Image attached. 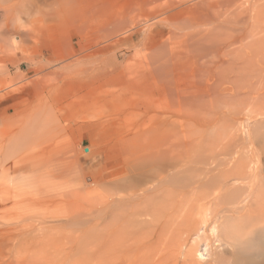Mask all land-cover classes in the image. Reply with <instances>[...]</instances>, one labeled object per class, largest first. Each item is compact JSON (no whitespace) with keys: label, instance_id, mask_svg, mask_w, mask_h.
I'll return each instance as SVG.
<instances>
[{"label":"bare ground","instance_id":"6f19581e","mask_svg":"<svg viewBox=\"0 0 264 264\" xmlns=\"http://www.w3.org/2000/svg\"><path fill=\"white\" fill-rule=\"evenodd\" d=\"M84 61L132 118L87 213ZM0 264H264V0H0Z\"/></svg>","mask_w":264,"mask_h":264},{"label":"rangeland","instance_id":"374dc122","mask_svg":"<svg viewBox=\"0 0 264 264\" xmlns=\"http://www.w3.org/2000/svg\"><path fill=\"white\" fill-rule=\"evenodd\" d=\"M86 43H87L86 45L85 43H83V46L85 47V51H84L85 53L83 55H88V52L92 45V41H88ZM45 55H46L45 59L48 60L50 58V52H47ZM118 55L119 56L125 55V57H127V56H131L132 53L120 52L118 53ZM94 59L97 60L98 57H95ZM89 64L88 63L86 64V61L83 62V68L86 67L85 70L83 71V80L81 81L77 80L75 82H72L73 84L72 83L71 84L73 86L68 84V87H66L67 89L64 87V90L59 92L58 94V98L56 100L54 107L56 108L55 112L57 115H59L62 118V126L64 127V129L65 128L67 129L61 132V131H57L55 128L52 127L47 131V133L51 131L49 134L45 132L46 134L39 136L44 141L45 138L47 139L48 136H50V134L51 135L55 134L56 136V134L59 132L56 138L61 139L62 137L66 138L65 136H67V138L69 139L67 140L66 138L68 143L66 142V144L63 145L62 147L60 146V148H74L73 150H75L78 153L79 168L81 169L80 173L81 175L84 176L83 184L84 183L85 185L87 184V186L83 185V212L86 213L89 210H91L90 209L91 207L88 208V206L90 205L85 206V204L87 205L89 203L92 205V203H94L96 207H98L97 204L100 203V200H102L104 196V194L102 193L103 192L105 193L106 190L108 189L106 188V190L104 191L105 188H103V186L102 187L99 186V183L101 184L100 180L102 178H104L105 181L111 180L112 173L114 172V168L115 170H117L116 167L120 166L119 157H117L118 153L116 154V151L118 149L114 150L113 148L114 147L119 148L121 146L118 145L120 144L122 138H124L122 135L123 130L121 128L125 124L127 125L129 120H132V118L128 116V111L126 110L121 111V109L118 108V106L113 103H112L113 105L112 104L108 105L106 103L107 98L105 97V93H104L106 89H103L102 87L100 88V86H98L99 84L90 78L92 76L93 69H97L98 68L97 66H99V64H97V66L94 65V67H91V65ZM88 65L90 67H87ZM24 69L25 68L23 66L22 71ZM89 70L92 71L89 72ZM13 72L14 71L12 70V73ZM107 89L115 90L116 87H110ZM55 136L53 137L54 139H56ZM40 138H39V142H42L40 141L41 140ZM47 140H51V138L49 137ZM115 144L118 146H115ZM102 172L105 173L102 174ZM92 178L96 183L93 182ZM97 178L99 180H96ZM90 182L91 183L93 182L95 185H92ZM84 188L86 190H84ZM100 189H102V191ZM108 191H107L108 194H110V192H113L112 189H109ZM106 193H105L106 197L104 196L103 199L108 197L107 196L108 194ZM97 198L99 201L97 200ZM96 207L92 206V209H95ZM92 217L95 218L94 216ZM92 217L91 216L83 217V231L88 233V234L83 233V235H85L83 237L85 238L86 235L89 237L90 233L92 232V231L90 232L91 222L93 220ZM84 218L86 219L88 218L90 222L87 223V221L89 220H86ZM86 229L89 231H86ZM85 238H83V240ZM87 241L89 242L88 238ZM87 241L85 239V242L83 241V244L86 243L87 246H89Z\"/></svg>","mask_w":264,"mask_h":264}]
</instances>
